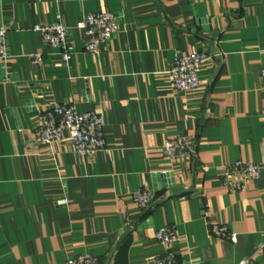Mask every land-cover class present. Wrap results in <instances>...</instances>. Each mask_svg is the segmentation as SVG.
<instances>
[{"label":"crops","instance_id":"crops-1","mask_svg":"<svg viewBox=\"0 0 264 264\" xmlns=\"http://www.w3.org/2000/svg\"><path fill=\"white\" fill-rule=\"evenodd\" d=\"M95 12L115 15L119 32L93 54L77 25ZM58 21L67 64L34 30ZM0 26V264L81 253L146 264L168 249L184 264H264V169L237 192L221 176L237 160L264 162V0H0ZM195 51L209 55L200 87L177 91L167 67ZM64 102L103 113V149L80 156L67 135L36 141L40 114ZM184 134L194 156L169 160L163 144ZM138 188L155 195L144 209ZM212 223L236 241L213 236ZM165 225L179 236L169 248L154 237Z\"/></svg>","mask_w":264,"mask_h":264},{"label":"built area","instance_id":"built-area-1","mask_svg":"<svg viewBox=\"0 0 264 264\" xmlns=\"http://www.w3.org/2000/svg\"><path fill=\"white\" fill-rule=\"evenodd\" d=\"M85 37V49L89 53H98L99 47L107 43L119 32L118 18L109 12L89 13L78 23ZM45 44L57 49L63 63L70 62L73 47L67 41L68 28L62 21L52 24L36 25ZM8 51L5 45V29L0 26V62H5ZM209 59L206 51H195L176 55L166 70L171 86L180 92L194 91L200 87L199 71ZM33 63L42 60L40 54L32 55ZM259 77L264 85V65L259 71ZM105 118L99 111L79 112L74 105L64 102L50 105L45 113H41L35 125V139L39 143L50 144L64 135L70 139L74 152L80 156L99 151L106 146L104 134ZM194 138L191 135H173L162 146L163 154L171 161H184L194 156ZM263 163L237 160L226 165L221 170V176L226 189L230 192L243 191L246 185L260 177ZM133 203L144 209L155 199L154 193L147 188L133 191ZM210 233L218 238L236 241V234L218 223L210 225ZM154 237L158 243L169 248L178 241L179 236L174 226L165 225L155 231ZM251 258H244L237 264H250ZM64 264H99L96 256L81 253L68 257ZM146 264H184L175 253L168 249L161 256L150 257ZM188 264H194L190 262Z\"/></svg>","mask_w":264,"mask_h":264},{"label":"water","instance_id":"water-1","mask_svg":"<svg viewBox=\"0 0 264 264\" xmlns=\"http://www.w3.org/2000/svg\"><path fill=\"white\" fill-rule=\"evenodd\" d=\"M201 22H203V20H202ZM163 176H164V177H168V176H170V175H169V174H167V175H165V174H164V175H158V177H163Z\"/></svg>","mask_w":264,"mask_h":264}]
</instances>
